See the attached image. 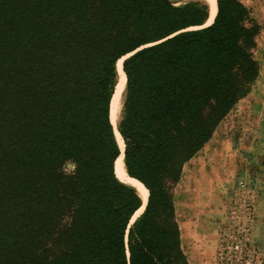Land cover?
<instances>
[{
	"label": "trees",
	"instance_id": "obj_1",
	"mask_svg": "<svg viewBox=\"0 0 264 264\" xmlns=\"http://www.w3.org/2000/svg\"><path fill=\"white\" fill-rule=\"evenodd\" d=\"M213 14L203 27L201 1L0 0V264H188L172 190L259 71L249 10L214 0ZM127 55L117 130L148 192L132 224L142 202L115 176L110 117Z\"/></svg>",
	"mask_w": 264,
	"mask_h": 264
},
{
	"label": "rangeland",
	"instance_id": "obj_2",
	"mask_svg": "<svg viewBox=\"0 0 264 264\" xmlns=\"http://www.w3.org/2000/svg\"><path fill=\"white\" fill-rule=\"evenodd\" d=\"M239 1L259 26L253 50L258 77L214 130L213 148L194 157L172 190L188 264H264V0Z\"/></svg>",
	"mask_w": 264,
	"mask_h": 264
},
{
	"label": "bare ground",
	"instance_id": "obj_3",
	"mask_svg": "<svg viewBox=\"0 0 264 264\" xmlns=\"http://www.w3.org/2000/svg\"><path fill=\"white\" fill-rule=\"evenodd\" d=\"M205 2L208 4V9H209V18H208V22H210L213 18V13H214V0H205ZM118 64L119 62L117 63V69L119 70V74H120V77H119V85L117 86V88H119V90L117 91L116 95H115V98L113 100V103H112V107H111V122L113 125H115L116 123V111L117 108L120 107V103H121V95L123 93V90H124V77L122 75V73L120 72V69L118 68ZM121 64V62H120ZM116 88V90H117ZM116 92V91H115ZM116 139H117V142L119 144V147L121 148L122 150V141H121V138L118 136V134L115 135ZM119 173H124V168H123V163H122V157L120 158V161L118 163V166H117V174ZM124 176H120L118 175V180L123 183V184H126L130 187H132L133 189H135L138 193V195L141 197V200L143 201V204L145 202V199H146V196H147V191L145 190V188H143V186L140 184V183H134V182H131L127 176H125V174H123ZM143 210V207H141L139 210H137L133 216V218H135L137 215H139L141 213V211Z\"/></svg>",
	"mask_w": 264,
	"mask_h": 264
},
{
	"label": "water",
	"instance_id": "obj_4",
	"mask_svg": "<svg viewBox=\"0 0 264 264\" xmlns=\"http://www.w3.org/2000/svg\"><path fill=\"white\" fill-rule=\"evenodd\" d=\"M208 9V8H207ZM215 15H216V13H215ZM215 15L213 16V18H212V20H211V22L209 23V24H206V22H207V20H206V22H205V24H204V26L203 27H205V26H208V25H210L212 22H213V20H214V17H215ZM209 18V11H208V17H207V19ZM127 57H129V55H127V56H125V57H123V58H121L120 60H118V61H121V64H120V72L122 73V75H123V77H124V90H123V93H122V96H123V94H124V91H125V85H126V79H125V75H124V73L122 72V62L127 58ZM117 61V62H118ZM119 77H118V84H117V86L119 85ZM117 86H116V88H117ZM111 117V116H110ZM113 125V124H112ZM113 129H114V134L116 135V134H118V136L120 137V135H119V133H118V130H117V123L115 124V125H113ZM121 138V137H120ZM121 141H122V138H121ZM123 152H124V143H123V141H122V150H121V155H120V157H122V163H123V168H124V173H119V174H117V169H116V164H115V176H116V178L118 179V175H120V176H124L123 174H125V176H127V177H129L128 176V174L126 173V171H125V167H124V162H123ZM119 157V158H120ZM118 158V159H119ZM117 162V161H116ZM130 178V177H129ZM135 180V179H134ZM137 181V180H136ZM138 182V181H137ZM140 183V182H139ZM141 184V183H140ZM142 185V184H141ZM143 186V185H142ZM143 188H144V186H143ZM146 190V189H145ZM137 192V191H136ZM140 197V196H139ZM147 197H148V192H147V196H146V199H145V202H144V204H143V201L141 200V202H142V205H141V207H143V210H144V207H145V205H146V202H147ZM140 199H141V197H140ZM140 207V208H141ZM142 210V211H143ZM142 211H141V213H142ZM140 213V214H141ZM139 214V215H140ZM139 215H137L135 218H132V220H131V223L130 224H132V222L139 216ZM127 252V251H126ZM127 255H128V252H127Z\"/></svg>",
	"mask_w": 264,
	"mask_h": 264
},
{
	"label": "crops",
	"instance_id": "obj_5",
	"mask_svg": "<svg viewBox=\"0 0 264 264\" xmlns=\"http://www.w3.org/2000/svg\"><path fill=\"white\" fill-rule=\"evenodd\" d=\"M215 129H216L215 132L216 131H219L220 130V125H218ZM213 141H214V133H213V136L210 138V140L201 148V150L194 157L196 158V157H198V155L201 156V155L207 154V152L213 148V145H214V142ZM194 157L191 158L189 160V162H186L184 164L183 169H182L181 178H180L181 181H182V177H185L184 173L186 172V166H189V163H191L192 161H194ZM182 237L184 238V235H182L180 233V240L181 241H182Z\"/></svg>",
	"mask_w": 264,
	"mask_h": 264
}]
</instances>
